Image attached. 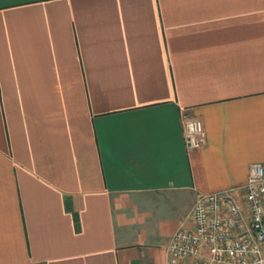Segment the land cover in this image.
Listing matches in <instances>:
<instances>
[{
  "label": "crops",
  "instance_id": "1",
  "mask_svg": "<svg viewBox=\"0 0 264 264\" xmlns=\"http://www.w3.org/2000/svg\"><path fill=\"white\" fill-rule=\"evenodd\" d=\"M254 163L264 0H0V264H165Z\"/></svg>",
  "mask_w": 264,
  "mask_h": 264
},
{
  "label": "built area",
  "instance_id": "2",
  "mask_svg": "<svg viewBox=\"0 0 264 264\" xmlns=\"http://www.w3.org/2000/svg\"><path fill=\"white\" fill-rule=\"evenodd\" d=\"M187 151L205 144L202 122L185 113ZM203 194L180 223L165 264H264V165L251 164L241 190Z\"/></svg>",
  "mask_w": 264,
  "mask_h": 264
}]
</instances>
